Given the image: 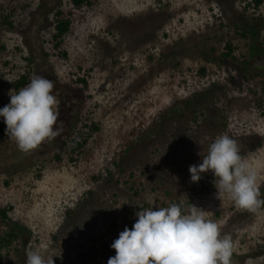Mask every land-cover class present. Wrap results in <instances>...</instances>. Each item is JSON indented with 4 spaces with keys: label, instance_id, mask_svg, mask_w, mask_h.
<instances>
[{
    "label": "rangeland",
    "instance_id": "374dc122",
    "mask_svg": "<svg viewBox=\"0 0 264 264\" xmlns=\"http://www.w3.org/2000/svg\"><path fill=\"white\" fill-rule=\"evenodd\" d=\"M57 7L73 20L60 49L51 40ZM23 74L55 82L62 132L29 155L7 136L0 143V209L8 211L0 233L20 236L0 264H26L29 249L54 264H108L136 212L172 203L209 213L232 237V264H264V212L217 199L211 172L191 183L188 171L227 134L264 187V2L91 0L74 9L70 0H0V109ZM195 93L208 98L205 116L150 137ZM77 133L87 143L72 153Z\"/></svg>",
    "mask_w": 264,
    "mask_h": 264
},
{
    "label": "clouds",
    "instance_id": "9594fccd",
    "mask_svg": "<svg viewBox=\"0 0 264 264\" xmlns=\"http://www.w3.org/2000/svg\"><path fill=\"white\" fill-rule=\"evenodd\" d=\"M55 82L37 75L18 92L10 91V103L0 109L5 135L20 153L29 155L61 135L58 127L59 101ZM190 182L202 174L214 175L216 198L226 197L241 211L264 212L258 175L240 154L236 140L227 134L217 136L199 164L190 165ZM119 208V207H118ZM131 229L125 227L111 248L115 256L108 264H232L233 240L221 234L217 222L203 208L191 204L186 210L178 203L153 207L135 213ZM54 256L41 250L26 251V264H54Z\"/></svg>",
    "mask_w": 264,
    "mask_h": 264
},
{
    "label": "trees",
    "instance_id": "16d2710c",
    "mask_svg": "<svg viewBox=\"0 0 264 264\" xmlns=\"http://www.w3.org/2000/svg\"><path fill=\"white\" fill-rule=\"evenodd\" d=\"M256 6H260L264 0H254ZM71 5L74 9H81L87 5H90L91 0H70ZM9 17H4L3 23L6 24L9 28H13V23L8 20ZM53 33L51 34V40L55 49H60L64 43L65 37L70 33L73 25L72 14L67 13L63 8L57 7L53 10ZM254 35V34H252ZM253 43L250 48L252 49V55L255 56L260 53V44L258 43L257 35L253 36ZM228 53L225 55L229 57L232 54L233 47L231 45H227ZM24 61L27 64L32 63V59L30 57H23ZM204 69L202 70V72ZM30 77L26 74L20 76L18 80H16L12 86L16 92H18L21 88L27 86L30 83ZM83 82H85L83 80ZM209 101L206 96H203V93H195L188 100H184L180 107H172L167 112L168 115H162L159 120V125L154 127L153 131L151 130V134H155L156 132H164L167 129V126L178 121V119L185 118L187 116H192L193 120H200L202 116H205L208 108ZM91 128V127H90ZM95 131L98 130V127L93 126ZM155 130V131H154ZM6 131V125L4 123V119H0V143L3 140ZM72 146L70 148L72 153L79 152L85 144L87 143V138L82 133H77L76 138L72 140ZM210 184H205L202 187V192H207L209 190ZM264 191V187L260 190ZM0 216L2 222L6 223L8 220V211L6 209H0ZM20 243V236L16 232L15 229L10 228L7 232L1 234L0 233V259L3 257V252L8 253L10 250H14L15 252L18 250L17 247H14V244L18 245Z\"/></svg>",
    "mask_w": 264,
    "mask_h": 264
}]
</instances>
